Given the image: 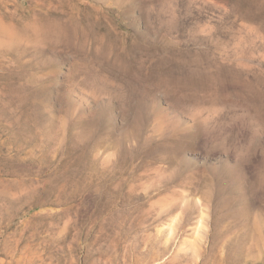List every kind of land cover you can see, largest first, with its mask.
Returning <instances> with one entry per match:
<instances>
[{"label": "rangeland", "instance_id": "rangeland-1", "mask_svg": "<svg viewBox=\"0 0 264 264\" xmlns=\"http://www.w3.org/2000/svg\"><path fill=\"white\" fill-rule=\"evenodd\" d=\"M0 264H264V0H0Z\"/></svg>", "mask_w": 264, "mask_h": 264}]
</instances>
